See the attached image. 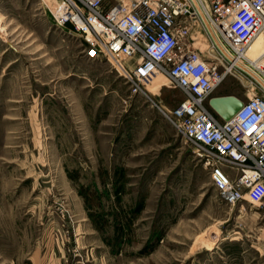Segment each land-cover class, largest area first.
Here are the masks:
<instances>
[{"label":"rangeland","instance_id":"obj_1","mask_svg":"<svg viewBox=\"0 0 264 264\" xmlns=\"http://www.w3.org/2000/svg\"><path fill=\"white\" fill-rule=\"evenodd\" d=\"M55 2L0 0V264H264V209L225 204L205 151L161 111L182 92L158 73L133 94L54 24ZM203 17L189 19L196 46L218 56ZM237 68L213 96L247 99L254 77Z\"/></svg>","mask_w":264,"mask_h":264},{"label":"built area","instance_id":"obj_2","mask_svg":"<svg viewBox=\"0 0 264 264\" xmlns=\"http://www.w3.org/2000/svg\"><path fill=\"white\" fill-rule=\"evenodd\" d=\"M55 1L54 24L70 25L93 55L114 60L133 94L144 93L142 83L156 74L166 75L184 98L161 111L187 141L205 151L198 155L219 198L230 206L247 201L264 209V51L254 65L240 55L264 29V0H208V6L199 0L203 15L193 0H129L109 8L105 0ZM198 14L209 23L218 56L196 46L189 19ZM237 63L254 72V87L224 120L209 99Z\"/></svg>","mask_w":264,"mask_h":264},{"label":"water","instance_id":"obj_3","mask_svg":"<svg viewBox=\"0 0 264 264\" xmlns=\"http://www.w3.org/2000/svg\"><path fill=\"white\" fill-rule=\"evenodd\" d=\"M243 100L235 95H217L209 99L211 108L224 120L230 119L241 107Z\"/></svg>","mask_w":264,"mask_h":264},{"label":"bare ground","instance_id":"obj_4","mask_svg":"<svg viewBox=\"0 0 264 264\" xmlns=\"http://www.w3.org/2000/svg\"><path fill=\"white\" fill-rule=\"evenodd\" d=\"M193 2H194V1H193ZM194 5H195V7H196L197 9L200 10V13L203 15V10H202L201 7H200V1H199V0H196V3L194 2ZM0 20H1V17H0ZM0 22H1V21H0ZM211 36L213 37V32H212V31H211ZM258 36H261V37L264 38V29H261L260 31H258V33H256V35H255L252 39H250V41L248 42V44L251 43L253 40L257 39ZM240 55H242V53H240ZM251 65H254V64L251 63ZM237 67H239L240 69H243L244 71L248 72L249 74H251V75L254 77V75H253L249 70H246V68L243 67L241 64H238V63H237ZM237 67H235L234 70L238 71V70H237V69H238Z\"/></svg>","mask_w":264,"mask_h":264},{"label":"crops","instance_id":"obj_5","mask_svg":"<svg viewBox=\"0 0 264 264\" xmlns=\"http://www.w3.org/2000/svg\"><path fill=\"white\" fill-rule=\"evenodd\" d=\"M260 39H262L263 44H264V38L261 37V36H258L257 39L254 41V51L257 49L255 46H256L258 40H260ZM261 43H262V42H261ZM259 46H260V45H259ZM254 55H256V54H254ZM254 60H255V57H254ZM222 95H228V94H222ZM240 99H242V98H240Z\"/></svg>","mask_w":264,"mask_h":264}]
</instances>
